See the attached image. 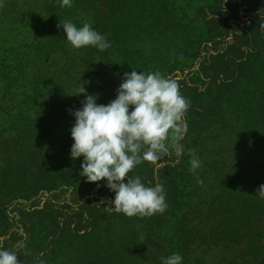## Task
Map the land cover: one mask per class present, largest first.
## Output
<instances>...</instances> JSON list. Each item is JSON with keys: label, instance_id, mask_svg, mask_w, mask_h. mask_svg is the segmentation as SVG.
Returning <instances> with one entry per match:
<instances>
[{"label": "rangeland", "instance_id": "obj_1", "mask_svg": "<svg viewBox=\"0 0 264 264\" xmlns=\"http://www.w3.org/2000/svg\"><path fill=\"white\" fill-rule=\"evenodd\" d=\"M11 1L13 0H0V5H3L0 6V12L4 9L10 11ZM17 1L20 3L23 0ZM99 1L101 13L110 12V18L116 20L118 25L124 22L129 28L125 33V39L122 40L125 46L120 47L117 52L116 46L112 45L106 52L109 77L107 84L104 85L107 89L104 96L109 97L107 103L116 99L125 72L133 70L144 73L160 72L172 65L181 68L184 64L186 68L195 69L200 65L197 58L201 55L196 54V45L194 46L192 38L187 37V32L180 29L174 19L176 10L172 0ZM230 6L234 10L237 8L236 4ZM231 15L233 13L228 11L227 18H231ZM10 26L8 21L6 29ZM27 29L26 37L14 42L16 43L14 45L29 44L24 46L23 54L13 50L12 38L4 42L0 35V177H2L0 205L28 202L18 205L25 207L20 213L22 216H18V219H26L23 227H28L29 245L36 247L46 235L52 237L56 220L50 210L39 211L40 208L37 206L30 211L29 208L33 204L31 200L37 195H39L36 198L39 199L38 201L44 199L43 191L50 187L47 185L50 179H55L53 185L58 188L64 183L77 184L80 178L72 177V173L67 175V171L62 167L63 163L59 162L60 156L68 150V147L64 137L53 134L55 127L53 121L56 117H61L60 107L64 97L65 47L60 40L62 34L59 35L57 31L52 30L47 32L44 30L46 27L40 28L37 33H32V24ZM104 36L113 37L110 30ZM250 37L255 45L262 47L261 55L264 51V30L260 25L258 27L256 23L252 25ZM247 43L249 38L241 42L243 45ZM90 47L88 52L94 57L96 48ZM126 55L129 57L128 60ZM260 55L253 56L249 66L261 71L254 80H260L264 84V55ZM37 56L41 57L36 59ZM238 62V53L233 51L224 72L211 75L209 85L205 86L201 99V109L205 110L206 114L196 118L202 129H208L214 134L220 133L225 124L226 130L221 135L225 147L227 145L231 147L235 142L232 136V131L236 130L235 121H251L250 118L264 109L263 102L257 103L254 89L252 87L241 89L243 84L240 79L238 82L235 79ZM246 66L247 64L242 69ZM92 75V72L87 74L88 81L92 79ZM228 79L232 81L227 82ZM192 80L194 81V77ZM79 85L80 83L76 84ZM83 86L87 90L88 82ZM82 106L81 103L78 109ZM67 128L63 127L62 131L67 133ZM204 134L205 131L202 135ZM189 140L186 138L182 143L183 152L190 153L192 150L191 147L186 146ZM236 143L241 144L238 141ZM250 155L256 158L254 171L257 172V177L255 175L253 196L257 202H261L264 199L256 195V191L264 184V167H257L263 166L264 156L260 151L248 153V159ZM200 162L201 166L195 171H184L183 174L189 175V177L184 176L186 182L178 180L180 186L185 185L184 194L179 196L178 193L174 194L173 189H164L167 208L162 214H154L156 218L153 215L127 216L128 219L124 221L120 216L98 212L94 216L93 227L86 230L83 235L74 234L67 223H64L56 235L59 239L54 247L55 261L61 263L64 260L76 259L80 254L100 251L101 256L105 252L111 255V258L109 256L104 258L102 264H163L162 258L173 253L181 255L184 251L178 250L176 240L169 241L174 237L175 232H179L188 233L190 237L196 236L195 242L189 246L190 252L193 253L184 264H264V237L256 245L249 242L251 234L242 232L245 228L242 227L243 222L249 217L244 215L239 207H235L245 201V198H242V190L232 186L239 181V172L233 166H225L221 162L211 163L216 161L206 160L204 157ZM142 163L129 175L141 178V172L144 171ZM56 169L57 172L53 171ZM188 200L192 201V206L196 208H189L186 205ZM215 200L222 203L235 201L231 205L235 207L231 215H236L234 222L239 220L242 222L239 227L232 228L242 232L237 235L245 241L242 244L234 245L226 240L201 242L214 228L212 226L218 212ZM260 207V215H262L264 202ZM178 213L180 214L175 216ZM182 213H185L184 217H181ZM251 214L259 217L253 212ZM249 222L252 220L250 219ZM5 227V216L0 212V232ZM150 230L158 232L162 237L158 245H151V250L142 248V244L145 243L143 236L149 234ZM137 238H141V257L126 260V256L130 253L129 248Z\"/></svg>", "mask_w": 264, "mask_h": 264}, {"label": "trees", "instance_id": "obj_2", "mask_svg": "<svg viewBox=\"0 0 264 264\" xmlns=\"http://www.w3.org/2000/svg\"><path fill=\"white\" fill-rule=\"evenodd\" d=\"M34 1L35 3H33ZM172 1L174 10H176L174 19H176L177 25L184 32H187L188 38H192L194 46L196 45V54L201 55L197 58L200 65L195 67L198 71H195L193 67L186 68V64L182 65L181 68L172 65L160 71L164 76L177 81L181 95L190 102V107L184 117L188 130L180 143L182 144L186 138L190 139L186 146L194 150L199 160L204 157L206 160L216 161L211 163L221 162L222 165L233 166L239 172V181L232 186L240 191L242 190V198L244 197L245 201L235 207H239L240 211L249 217L245 219L246 222H243L242 227L245 228L242 232L251 234L249 242L256 245L264 237V214L260 215L261 210H259L264 201L257 202L253 196L255 175L257 177V172L254 171L256 158L250 155L248 159V153L260 151L261 155L264 156V109L260 110L255 117L250 118L251 121H235L234 128L236 130L232 131L235 142L231 147L229 145L225 147L221 137L226 130L225 124L220 133L214 134L208 129H202L196 118L206 114V111L201 109V99L205 86L209 85V78L211 75L224 72L228 58L233 51L237 52L239 57V66L235 69L236 74L234 77L237 82L240 79L243 84L240 88L249 89L252 87L257 97V103L263 102L264 106V84L260 80H254L255 76L261 71L249 66L250 59L253 56L260 55L262 50V47L259 48L251 39L250 31L253 24L256 23L258 27L261 23H264V17L261 16V9H264V0ZM18 2L17 0L11 1L10 11L4 9L0 12L1 40L6 42L7 39L12 38L11 47L13 46V50H16L18 54H23L24 46L29 44L14 45L16 44L14 42H18L19 38L26 37L27 27L30 24L33 27L32 33H37L40 28L46 27L44 30L47 32L52 30L57 31L59 35L62 34L60 40L65 47L64 97L60 107L61 117H56L53 121V126L55 125L53 134L64 137L65 144L68 147V150L60 156L59 162L63 163L62 167L67 171V175L72 173V177H79L80 179L77 184L74 182L72 184L64 183L60 184L58 188L53 185L55 179H50V183L47 184L50 187L43 191L45 192L44 199L38 201L39 199L36 198L39 195H37L31 200L33 204L29 208L30 211L36 209L37 206L40 208L39 211L50 210L56 220L55 232L52 237L49 238L46 235L45 239H41V243L36 247L29 245L28 227H23L26 219H18V216H22L20 213L25 208L18 205L27 204L28 202L21 204L17 202L3 203L0 205V212L4 213L6 223V227L0 232V244L7 250L17 252L21 264H40V262H43V264H102L104 258L108 256L111 258L108 252L103 254L104 257L101 256L100 251L86 255L80 254L76 259L64 260L61 263L55 261L53 254L55 252L54 247L59 239L56 236L57 232L63 227L64 223H67L74 234L83 235L86 230L93 227L94 216L98 212H108L111 215L120 216L124 221L128 219L123 213L108 211V201L110 199L114 200L115 193L105 186L107 181L99 182V186L97 183L87 182L86 178L80 176L83 157L75 160L71 158V147L74 143L71 128L75 123V117L71 112L77 110L86 98L83 94L78 96L75 94L83 87L84 83L88 82L89 88L86 92L96 96L98 104H108L109 97L104 96L107 92L104 85L107 84L109 77L106 52L110 48L105 51H99L96 48L93 57L92 53L88 52L90 46L80 49L71 46L63 29H58L57 24L60 20H70L79 28L88 23L94 30L103 35L110 30L113 37L106 38L111 46H116L117 52H119L120 47L125 46H123L122 40L125 39V33L129 28L125 26L124 22L118 25L116 20L110 18V12L101 13L99 0H72L71 7H61L60 0H23L20 3ZM232 4L237 5L236 10L231 8L230 5ZM228 11L233 13L231 18H227ZM8 21L11 26L6 29ZM103 25L104 29H102ZM139 32H141V29H139ZM166 32H168V29ZM247 38H249V43L246 45L241 44ZM262 54L264 55V51ZM126 59H129L127 55ZM131 61L133 60L131 59ZM245 64L247 66L242 69ZM91 72L93 73L92 79L88 81L87 74ZM193 77L194 81L192 80ZM230 81L232 80L228 79L227 82ZM77 83H80V85L76 86ZM63 127H68L67 133L62 131ZM203 131H205L204 135H202ZM237 141L241 144H237ZM224 154L226 157H224ZM190 159L189 153L183 152L178 155L169 141L167 151L161 153L159 159L142 163L144 171L141 172V180L148 185H154L158 180L164 189H173L174 194L178 193L180 196L184 194L185 185L180 186L178 180L186 182L184 176L189 177V175L183 173L185 170L191 171L189 170V167H191ZM261 167H264V162L263 166L257 168ZM53 171L57 172V169ZM233 191L236 190L233 189ZM215 201L218 212L217 219L212 226L214 228L211 233L206 234L207 236L201 242L211 243L226 240L234 245L245 242L237 236L242 232L235 231L232 228L239 227L240 222H242L240 220L234 222L236 215H231V211L235 208L231 205L235 201L229 200L224 203ZM186 205L189 208H196V206H192L190 200L186 202ZM251 211L259 217L252 216ZM184 215L185 213H182L181 217H184ZM16 217L17 219H14ZM153 217L156 218V215H153ZM250 219L252 222H249ZM155 221L157 223L156 219ZM15 225H21L22 227ZM195 238L196 236L190 237L188 233L175 232L174 237L169 240L172 242L176 240L178 250H184L181 253L183 257L182 264L187 262L189 255L193 253L190 252L189 246L195 242ZM160 239L162 237L158 232L150 230L149 234L143 236L145 243L142 244V248L151 250V245H158ZM54 241L56 242L54 243ZM129 251L126 260L141 257V238L133 241Z\"/></svg>", "mask_w": 264, "mask_h": 264}, {"label": "clouds", "instance_id": "obj_3", "mask_svg": "<svg viewBox=\"0 0 264 264\" xmlns=\"http://www.w3.org/2000/svg\"><path fill=\"white\" fill-rule=\"evenodd\" d=\"M71 4L72 0H60L61 7ZM260 27L264 30V23ZM57 28L63 29L67 41L76 49L92 46L105 51L111 47L107 38L88 23L78 28L70 20H60ZM81 94L86 97L82 108L71 112L75 117L71 158L83 157L80 176L98 186L107 181L105 186L115 193L114 200L108 201L109 212L128 217L162 214L167 208L163 185L158 180L154 185L145 184L139 176L129 173L144 161L159 159L169 141L178 155L183 153L180 141L188 130L184 117L190 102L181 95L177 81L158 71L133 70L124 73L116 99L107 105L98 104L97 97L87 94L84 86L75 95ZM189 154L190 170L195 171L201 162L194 150ZM256 195L264 199V184ZM18 257L17 252L0 244V264H21ZM182 260L179 253L162 258L163 264H182Z\"/></svg>", "mask_w": 264, "mask_h": 264}]
</instances>
